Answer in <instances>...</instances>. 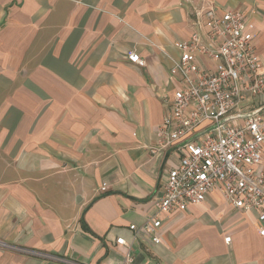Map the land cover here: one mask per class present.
Instances as JSON below:
<instances>
[{"label":"crops","instance_id":"obj_1","mask_svg":"<svg viewBox=\"0 0 264 264\" xmlns=\"http://www.w3.org/2000/svg\"><path fill=\"white\" fill-rule=\"evenodd\" d=\"M211 5L244 15L264 63V0H0V264H121L118 237L132 264H264L255 215L216 191L155 208L182 153L156 136L179 88L168 56ZM154 215L160 245L133 241Z\"/></svg>","mask_w":264,"mask_h":264},{"label":"built area","instance_id":"obj_2","mask_svg":"<svg viewBox=\"0 0 264 264\" xmlns=\"http://www.w3.org/2000/svg\"><path fill=\"white\" fill-rule=\"evenodd\" d=\"M219 8L192 11L196 29L189 39L174 44L177 57L168 56L170 76L179 81V88L171 99H161L167 112L156 136L163 149L177 146L182 153L177 166L165 173L155 208L159 214L186 212L216 191L235 210L255 215L259 235L264 236V174L258 170L264 149V118L258 111L264 106V63L244 15L231 10L218 14ZM127 59L143 65L135 52ZM256 98L261 99L257 110L243 109L244 101ZM161 224L154 215L128 229L133 241L144 234L145 244L158 246ZM115 242L126 248L121 264H132L131 243L123 237ZM0 246L8 247L3 242Z\"/></svg>","mask_w":264,"mask_h":264},{"label":"rangeland","instance_id":"obj_3","mask_svg":"<svg viewBox=\"0 0 264 264\" xmlns=\"http://www.w3.org/2000/svg\"><path fill=\"white\" fill-rule=\"evenodd\" d=\"M262 103H264V101H262ZM0 243H2V241L0 240ZM8 246V245H7ZM1 247V246H0ZM1 248H4L5 250H11L10 248H12V247H10V246H8V247H1Z\"/></svg>","mask_w":264,"mask_h":264}]
</instances>
